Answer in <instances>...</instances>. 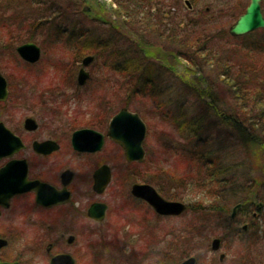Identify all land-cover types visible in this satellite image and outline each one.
<instances>
[{
	"label": "flooded vegetation",
	"instance_id": "af4514ba",
	"mask_svg": "<svg viewBox=\"0 0 264 264\" xmlns=\"http://www.w3.org/2000/svg\"><path fill=\"white\" fill-rule=\"evenodd\" d=\"M75 1L78 4L74 6L83 7L74 12L81 17L79 26L70 28L68 33L69 43L78 44V47H71L73 58L70 59L76 70L67 76L65 83H62L63 87L52 75H24L32 79L24 80L11 78L13 76L7 78L0 72L8 91L7 100L0 101V241L7 243L0 248V264H36V257L43 255L42 248L48 264L63 256H69L75 264H80L86 259L88 239L93 238L112 240L115 250L122 253H128L139 244L143 253L153 252L159 257L157 264H182L189 259H195V264H199L200 258L209 253L219 254L220 262L224 263L227 257L220 253L223 239L219 253L213 252L211 248L210 251L209 246L205 252L206 244H202L200 249V241L205 240L206 236L200 234L197 224L193 225L192 233L187 235L167 234L164 230L157 233L156 229H152L151 214L156 221L165 223L167 220L182 218L192 206L185 203L188 210L180 217L161 216L146 201L132 194L134 185H150L146 180L144 183L133 182L129 189H120L121 192L119 186L115 185L114 162L118 159L119 150L123 152L129 167L142 164L126 161L124 150L108 137L110 122L121 111L127 110L138 115L147 126L141 112L131 111V106L127 104L108 121L100 115L94 116L95 120L90 125L67 135V132L56 133L59 108L50 107L58 99L67 98L68 91L72 92L70 97H74L95 81L89 68L100 57L96 50H90V54L87 50L89 19L101 27H109L113 32L112 37L101 39L102 42L98 40L96 48L110 43L117 53L110 59L100 58L102 62L97 71L111 65L116 73L113 72L112 79L101 77L96 83L101 89L110 87L108 92L113 95L115 103L121 97L129 103L135 102V97L139 95H162L166 90L155 79L158 74L170 75L169 79L182 83L183 70L179 63L182 60L183 0H146L144 4L135 0H107L98 11L88 8L82 0ZM119 44H125L131 49L146 48L162 52L156 57L139 59L144 64L141 71L140 68H133L132 72L121 74L119 71H123L132 59L119 57ZM2 50L0 45V52ZM88 57L94 58L85 68L89 72V79L80 85L78 75L84 69L83 62ZM178 92L176 90V94ZM46 103L50 105L45 106ZM168 103L165 104L168 109L174 105L171 99ZM170 112L168 110L163 114L165 120L173 117ZM180 120H175V124H180ZM73 126L69 124L70 128ZM79 131H93L101 138L85 137V143L93 146L80 151L73 144L74 135ZM101 142L102 147L98 149ZM110 145L112 153L108 155L105 152ZM104 168L108 169L110 181L106 188L104 185L100 188L97 186L96 175ZM154 188L163 198L168 199L160 188ZM121 197L127 201L123 202ZM134 202L140 205L142 213L135 215ZM92 209L93 213L90 214ZM242 211L243 207L232 219L237 226H242V232H247L249 225L246 221L251 214L253 218L258 215L250 210L248 214ZM241 212L242 215L238 217ZM112 213L115 215L114 220L110 219ZM168 238H172L170 242ZM184 238L189 244L183 243ZM184 244H188L189 254L179 258V262L177 259L172 262L168 260L169 251L172 249L177 253ZM11 247L13 253L6 254ZM201 252H204L202 256Z\"/></svg>",
	"mask_w": 264,
	"mask_h": 264
},
{
	"label": "rangeland",
	"instance_id": "374dc122",
	"mask_svg": "<svg viewBox=\"0 0 264 264\" xmlns=\"http://www.w3.org/2000/svg\"><path fill=\"white\" fill-rule=\"evenodd\" d=\"M28 1V5L23 3L12 5L0 0V45L3 47L2 52H0V72L7 78L13 76L11 78L14 79L15 77L16 79L24 80L31 79L24 75L44 74L50 77L52 75L59 81V85L63 87L62 83H65L67 76L74 73L73 70H76L73 66L74 62H70V59L73 58L72 48L78 47V44L69 43L68 33L70 28L79 26L81 17L79 14L74 13L79 10V6H74L75 2L72 0V2L70 0ZM101 1L106 2L107 0ZM135 1L144 4L146 0ZM191 2L193 9H187L185 0L182 1L183 23L187 22L190 24L189 29H185L183 24L181 38V48L187 58L195 43L202 37L199 35L204 34L205 31L210 32L209 35L218 36V40H214L210 44L213 56H219V58L223 55L233 56L232 46L238 44L240 46L243 42H234L230 38V34V37L226 36L224 31L229 33V29L248 7L249 1L191 0ZM262 7L264 12V2ZM202 25L203 27L200 28ZM87 26V50H96L100 58H112L111 54L116 52V50L110 43L104 47L96 48L98 40L102 42L101 39L106 40L112 37V30L109 27H101L97 22L92 23L90 19ZM193 27L198 29L194 30ZM78 30L76 31L77 34ZM189 30L194 31L192 35ZM262 31L264 29L248 36H251L250 39L252 41L264 40ZM29 41L34 42L42 50V59L37 65H26L16 53L17 47ZM225 45L227 48L224 49ZM118 51L121 52L122 56L120 57L132 59V62H129L128 64L130 65L126 68L128 72H132L133 68L137 69L139 67L136 64L137 60L134 57V51L129 46L119 44ZM100 58H97L94 65L89 68L95 80L93 84L91 83L92 85L90 84L89 87L81 90L74 97H70L72 92L68 91L67 98L58 99V102H54V105L50 106L59 108L57 109L56 133L67 132V135H70L72 131L90 125L95 120L94 116L97 115L108 121L116 115L122 106L130 105L131 111L142 113L141 116L147 124L148 133L144 144L147 155L142 165L129 167L124 160L123 152L119 150L120 156L118 155L117 161L114 162L116 166L115 185L119 186V191L120 189L123 190V187L129 189L133 182L143 181L142 183H144L146 180L148 184L158 189L160 188L167 196H177L180 200L192 206L193 210L190 209L182 218L167 220L165 223L156 221L153 214L149 217L151 227L156 229L157 233H161L160 230H164V233L167 234L179 233L187 235L192 233L193 225L197 224L200 234L206 236L205 240L200 241V249L202 244H206L205 252L208 246L211 251L213 239H223V248L220 253L226 255L225 262H220L219 254L209 253L203 255L204 252H201L200 255L203 256L200 258L199 264H264V206L260 205V202L262 203V200H264V189L261 186V181L257 179L258 175L254 172L250 161L243 159V152L241 153L239 142L233 137H229L228 132H224L220 127H218L219 129L215 128V122L212 120L209 121L211 126L208 123L207 125L204 123V128L207 127V136L205 135L207 142L205 143L204 141L203 145L199 146L197 142L194 144L190 140H186L185 133L179 129L180 124H175V120H180L181 116H183V121H189L200 116V105L191 100L189 93L190 91L198 90L189 81L194 76L185 73L183 70L181 71L182 76L186 74L188 81L186 83L183 77L182 83H179L173 78L169 79L171 78L170 75L158 74L155 79L166 90L162 95H149L147 97L139 95V97H135V102L129 101V103L124 102V97H121L120 101L115 103L113 95L108 92L110 87L105 86L101 89L96 83L101 77L104 79L110 77L112 79L113 72H115L111 65L103 66L101 71H97L98 65H101L102 62L99 60ZM241 59L244 62L248 60V58L245 59L243 57ZM260 59L264 60V56H260ZM198 60L200 63L205 62L200 57ZM187 61L191 65L192 60L187 59ZM142 67H140V71ZM210 69L213 70L211 67ZM119 73L122 74L123 72L119 71ZM219 74L220 68L217 67L216 70H213L212 83L214 87L219 85ZM176 90L177 92L179 91L177 94ZM170 99L173 100L174 105H170L168 109L165 104L167 105ZM37 104L42 105L39 102ZM229 108H231L230 105H227L225 111H228ZM168 110H171L170 113H172L173 117L165 120L163 114ZM143 112L147 113L143 114ZM184 117L186 118L184 119ZM69 124L70 126L73 124L75 126L70 128ZM111 148L112 145L107 148L105 153L110 155L112 153ZM261 160L264 162L262 158ZM211 161L214 167L213 170L208 169ZM219 169L220 171H227L228 173L225 177L231 180V186L228 185V188H226L227 197L224 204H221V208L224 209L227 206L228 209H231L238 204H242L245 208V213L249 210L255 214L261 212L257 218H253L251 214V217L246 221L250 228L247 234L242 232V226L232 225L233 222L230 221L229 216L207 214L206 211L197 214L194 211L197 205L199 209L206 210L214 204L208 194L210 191L204 189L203 186H201L202 189L199 188L197 180L199 177L206 178L208 174L207 177H212L214 172L216 173ZM191 179H193L192 182ZM263 179L264 177L262 176L261 180ZM223 180L225 178H221L220 181ZM248 180L256 182V186H260L256 188L250 198L249 196L247 197L248 188L245 183ZM120 200L123 202L127 201L125 198L122 199V197ZM250 200L251 205L252 203H256V205L249 206L248 202ZM139 208L140 205L134 202L133 211L135 215L142 213ZM242 212L238 217L242 215ZM110 219H115L113 213ZM171 239L168 238V241L170 242ZM185 242L189 244L186 238L183 239V243ZM188 244H184L183 248L180 247L177 253H174L172 249L168 250V260L172 262L177 259L179 262V258L182 256L184 258L189 254L190 248ZM41 252L43 255L36 257V264H48L44 248L41 249ZM133 252L135 254H132ZM9 253H13L12 247L9 248L6 254L9 255ZM158 260L159 257L155 256L153 252L143 253L139 244L135 249L129 250L128 253H122L115 250L112 240L103 241L93 238L88 239L86 259L81 261L80 264H125L127 262L129 264H157Z\"/></svg>",
	"mask_w": 264,
	"mask_h": 264
},
{
	"label": "trees",
	"instance_id": "16d2710c",
	"mask_svg": "<svg viewBox=\"0 0 264 264\" xmlns=\"http://www.w3.org/2000/svg\"><path fill=\"white\" fill-rule=\"evenodd\" d=\"M189 1L191 2V0ZM6 2L12 5H17V3L28 5L29 3L28 0H6ZM74 2L78 4V1ZM245 11L246 9L242 14ZM183 24L185 29H189V23L184 22ZM193 29L196 30L198 28L193 27ZM189 32L192 35L194 31L189 30ZM262 32L264 33V31ZM209 34L210 32L205 31L204 34L199 35L202 37L195 43L192 51L188 53V58L181 48L182 58L184 60H192L191 65L184 71L194 76L189 81L198 90L190 91L189 93L191 100H194L196 104L198 103L200 105V116L189 121H183L182 116V124H178L179 129L185 133L186 140L188 139L194 144L197 142L200 146L203 145L204 141L205 143L207 142L205 139V135L207 136V127L204 128V126L213 120L215 122V128L219 129L218 127H220L226 133L228 132L229 137L231 136L239 142L241 153L243 152V159L250 161L254 172L258 175L257 179L261 181V186L264 189V179L261 180L262 176L264 177V162L261 160L262 158L264 161V60L260 59V56H264V40L252 41L250 39L251 36L234 39L229 36V33L224 31V34L229 36L234 42L241 41L243 44L240 46H238L239 44L232 46L233 56L228 57V55H223L219 58V56L212 55L210 48L211 42L218 40V36L215 37ZM223 48L225 49L227 46L225 45ZM131 50L136 53L134 57L137 60L136 64L139 65L137 69L144 66L139 59L149 58L148 56H157L154 54L155 51L153 49L136 48ZM88 53H90V50H88ZM114 53L111 54V57H115ZM118 54L119 57L122 56L120 51H118ZM199 57L205 62L200 63L198 60ZM242 57L245 59L248 58L247 62H244L241 59ZM128 65L127 63L124 66L125 69L122 72L129 73L126 69ZM210 67L213 70H216L217 67L220 68L219 85L215 87L212 83L213 70ZM183 77L187 83V75L185 74ZM227 105H230L231 108L225 111ZM209 125L211 126V124ZM213 168L211 161L208 169L213 170ZM227 173V171H220L219 169L216 173L214 172L212 177H207L208 174L206 178H198L197 183L199 188L203 186L204 189L210 191L208 194L214 204L206 210L199 209L197 205V208H194L195 213L201 214L202 211H206L207 214L229 216L230 208L228 209L227 206L224 209L221 208V204H224L227 197L226 188H228V185L231 186L230 178L225 177ZM221 178H225V180L220 181ZM245 183L248 188L247 197L249 196L250 198L256 191V188L260 186H256V182L249 180ZM166 197L170 200L182 201L177 196L166 195ZM231 201L233 200L231 199ZM248 203L250 206L251 200ZM191 210H193L192 207ZM236 224V221L232 223V225L237 226Z\"/></svg>",
	"mask_w": 264,
	"mask_h": 264
},
{
	"label": "water",
	"instance_id": "95a60500",
	"mask_svg": "<svg viewBox=\"0 0 264 264\" xmlns=\"http://www.w3.org/2000/svg\"><path fill=\"white\" fill-rule=\"evenodd\" d=\"M250 3L238 21L231 27L229 33L233 37H243L257 30L264 29V15L262 12V3L264 0H249ZM187 5L191 8L189 3ZM19 56L31 64L37 63L41 59V49L33 44L28 43L18 48ZM94 60L93 57H88L84 62V67L90 65ZM89 79V74L84 71L81 72L79 77L80 85H84ZM8 91L5 79L0 74V101L7 99ZM146 127L138 115L132 114L127 110H123L117 115L110 123L108 137L118 143L125 151L126 159L129 163L144 161L145 152L143 144L146 138ZM91 136L100 135L93 131H79L74 135L73 144L74 148L80 151L92 148L90 144L85 143V137L89 139ZM102 147L100 143L98 149ZM103 173V174H102ZM99 176V178H98ZM97 186L105 187L110 181L109 172L107 168L100 171L97 175ZM105 179L104 180H102ZM104 187V188H105ZM134 197L146 201L153 210L161 216L179 217L187 211V206L181 202H173L163 198L157 190L150 185L136 184L132 188ZM240 207H237L238 210ZM93 213V209L90 214ZM235 214V213H234ZM246 229V228H245ZM6 242L0 241V248L6 246ZM221 248V240L216 239L212 243V250L219 251ZM8 264V263H5ZM52 264H75L74 260L69 256L56 258ZM182 264H195V259H189Z\"/></svg>",
	"mask_w": 264,
	"mask_h": 264
},
{
	"label": "bare ground",
	"instance_id": "6f19581e",
	"mask_svg": "<svg viewBox=\"0 0 264 264\" xmlns=\"http://www.w3.org/2000/svg\"><path fill=\"white\" fill-rule=\"evenodd\" d=\"M69 1V0H68ZM71 1V0H70ZM72 1H75V0H72ZM71 1V2H72ZM247 1H249V0H247ZM264 2V1H263ZM187 3H189V5L191 6V8L187 5ZM249 3H250V1H249ZM185 5H186V7H187V9H193V5L191 4V2L189 1V0H185ZM14 10V9H13ZM13 10H12V12H13ZM262 12H263V9H262ZM0 13H1V10H0ZM13 15H15L14 13H13ZM263 15H264V12H263ZM231 29V28H230ZM230 29H229V31H230ZM230 34V33H229ZM231 36V35H230ZM246 36H248V35H246ZM246 36H243V37H246ZM231 37H233V36H231ZM233 38H236V37H233ZM237 38H242V37H237ZM30 42H32V41H30ZM26 44V43H25ZM24 44V45H25ZM21 46H23V45H21ZM21 46H19V47H21ZM19 47H17V54H18V48ZM39 47V46H38ZM40 48V47H39ZM41 49V48H40ZM162 51H160V50H155V53L154 54H156L157 56H159L160 55V53H161ZM41 54H42V50H41ZM18 56H19V54H18ZM20 57V56H19ZM21 58V57H20ZM41 59H42V55H41ZM41 59L37 62V63H35V64H32V65H37V64H39V62L41 61ZM21 60H23L22 58H21ZM24 62H25V60H23ZM180 65H182V70H185V69H187L188 67H189V65H190V63L187 61V60H184L183 58H182V60H181V62L179 63ZM82 71H84L85 73H87V74H89V72L88 71H86L85 70V67H84V69H82V70H80V72H79V75H78V79H79V77H80V74H81V72ZM114 119V118H113ZM112 119V120H113ZM144 123V122H143ZM182 122H180V124H181ZM145 127H146V131H147V133H148V127L145 125ZM224 132H225V130H224ZM147 133H146V136H147ZM145 140H146V138H145ZM144 144H145V141H144ZM143 144V145H144ZM146 151V150H145ZM110 177V176H109ZM106 188V187H105ZM239 205H241V204H239Z\"/></svg>",
	"mask_w": 264,
	"mask_h": 264
}]
</instances>
